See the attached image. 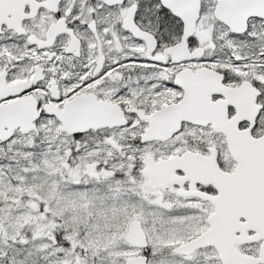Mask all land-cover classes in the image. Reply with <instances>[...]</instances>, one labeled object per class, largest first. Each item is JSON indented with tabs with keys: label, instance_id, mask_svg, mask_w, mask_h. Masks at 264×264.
<instances>
[{
	"label": "snow or ice",
	"instance_id": "1",
	"mask_svg": "<svg viewBox=\"0 0 264 264\" xmlns=\"http://www.w3.org/2000/svg\"><path fill=\"white\" fill-rule=\"evenodd\" d=\"M0 264H264V0H0Z\"/></svg>",
	"mask_w": 264,
	"mask_h": 264
}]
</instances>
